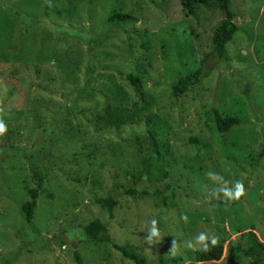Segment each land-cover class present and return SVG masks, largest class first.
I'll return each instance as SVG.
<instances>
[{
    "label": "rangeland",
    "instance_id": "obj_1",
    "mask_svg": "<svg viewBox=\"0 0 264 264\" xmlns=\"http://www.w3.org/2000/svg\"><path fill=\"white\" fill-rule=\"evenodd\" d=\"M231 8L238 30L218 60L207 56L221 18L212 6L186 16L180 0H0V264H77L75 255L134 264L109 243L78 242L94 220L145 264L159 254L232 264L228 244L241 231L264 244V0ZM112 9L134 19L107 25ZM202 60L203 79L173 97L171 85ZM128 72L143 73L136 89L120 77ZM114 107L132 121L109 125L104 111ZM211 109L239 124L219 134ZM34 168L46 182L28 223L20 208ZM237 181L245 195L223 203L226 182ZM109 195L118 201L111 217L94 201ZM153 220L160 237L150 245ZM200 233L225 238L219 260L193 261Z\"/></svg>",
    "mask_w": 264,
    "mask_h": 264
},
{
    "label": "trees",
    "instance_id": "obj_2",
    "mask_svg": "<svg viewBox=\"0 0 264 264\" xmlns=\"http://www.w3.org/2000/svg\"><path fill=\"white\" fill-rule=\"evenodd\" d=\"M183 13L188 15H195L202 7L212 6L220 14V20L211 29V50L207 56H214L218 60H226V44L231 41L238 27L234 22L235 14L231 8V0H180ZM134 17L129 12H124L116 9H112L110 14L106 18L107 25L120 24L122 22L133 20ZM202 60L197 69H192L183 76L178 77L175 82L171 85V94L173 97H179L185 93L189 87L199 83L206 75L203 69ZM92 63H89L87 67V73L85 77V87L91 84L92 80ZM143 73H123L120 74L122 80L127 81L133 88H137L141 85ZM133 110L137 113H142L146 110V105L143 103L139 106L137 102L133 103ZM213 113L214 123L216 130L219 134L224 135L233 126L239 124V119L236 117H222L216 109L210 110ZM104 115L107 118L109 125L118 127L122 124L132 121L130 115H124L123 111L117 107L107 108L104 111ZM152 142L154 143L155 153L160 155L158 151V145L155 138L150 135ZM190 141L195 144H200L197 138H191ZM2 147L0 141V148ZM264 155V148L260 151V156ZM33 178L35 180V187L27 189L29 199L24 202L20 208L21 213L26 222H31L34 216V211L37 206V198L39 193L44 189L46 182V173L39 169L34 168L32 170ZM166 175V172H164ZM140 177V176H139ZM168 185L160 189L162 193L163 204H166L168 199L172 198L171 193L168 191ZM127 194L131 193V190H125ZM166 192V193H165ZM146 194V191H142ZM95 203L98 204L103 210L106 211L107 215L111 217L113 208L117 205L118 201L112 196L105 198H96ZM230 200H223V203H229ZM242 233L234 241L228 244L227 259L232 264H264V244L261 243L255 233L252 230L241 231ZM78 242H90V243H109L112 248L120 252L124 258H127L134 262V264H145L144 258L132 250L128 245H119L112 241L105 223L99 220L91 221L89 224L79 229ZM225 238L221 239L214 246L209 245V249L204 251L202 248L193 251L194 262H207L217 261L221 258L223 253V244ZM241 254V255H240ZM241 256L243 258H241ZM77 264H83L81 258L75 255ZM244 259V262H243ZM182 258H170L165 260L162 254H159L158 261L156 264H178ZM6 264H11L10 260L6 261Z\"/></svg>",
    "mask_w": 264,
    "mask_h": 264
},
{
    "label": "clouds",
    "instance_id": "obj_3",
    "mask_svg": "<svg viewBox=\"0 0 264 264\" xmlns=\"http://www.w3.org/2000/svg\"><path fill=\"white\" fill-rule=\"evenodd\" d=\"M2 111V110H0ZM7 131V126L5 124V122L0 119V135L4 134ZM208 177L211 178H216V175L218 174H214L212 172H208L206 174ZM228 182H226V186L223 190L224 192V196L229 199V200H239L243 195H245V187L244 184L240 181H237L235 183V185L231 188H229L227 186ZM186 219V217H185ZM157 222L155 220L152 221V227L149 230V235L145 236V241L148 244H154L158 241L159 237H160V233H159V229L157 228ZM197 242L202 246V249L204 251H207L209 249V244L208 241L211 240V244L214 246L217 243L216 238L214 237H210L209 235L205 234V233H200L197 238H196ZM188 247H192V244L189 242L188 243ZM170 251L173 252V254L176 251V242L173 241L172 247L170 248Z\"/></svg>",
    "mask_w": 264,
    "mask_h": 264
}]
</instances>
